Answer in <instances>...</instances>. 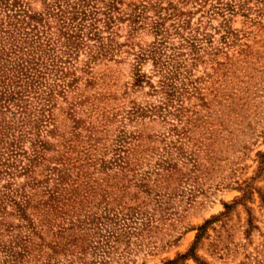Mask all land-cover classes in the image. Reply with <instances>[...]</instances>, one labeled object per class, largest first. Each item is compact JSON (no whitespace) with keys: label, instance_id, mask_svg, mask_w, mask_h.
I'll list each match as a JSON object with an SVG mask.
<instances>
[{"label":"rangeland","instance_id":"obj_1","mask_svg":"<svg viewBox=\"0 0 264 264\" xmlns=\"http://www.w3.org/2000/svg\"><path fill=\"white\" fill-rule=\"evenodd\" d=\"M0 264H264V0H0Z\"/></svg>","mask_w":264,"mask_h":264}]
</instances>
